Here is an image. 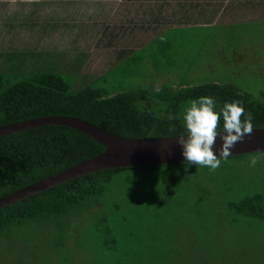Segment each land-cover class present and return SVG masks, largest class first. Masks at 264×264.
<instances>
[{"label": "rangeland", "instance_id": "374dc122", "mask_svg": "<svg viewBox=\"0 0 264 264\" xmlns=\"http://www.w3.org/2000/svg\"><path fill=\"white\" fill-rule=\"evenodd\" d=\"M125 2L128 11L138 7L143 11L137 9L133 18L138 19L154 0ZM161 2L160 7L166 9L178 7V1ZM180 2L186 4L188 21L184 25L162 29H167L163 37L103 74L105 66L93 65V57L110 63L115 56L129 54L121 50L126 41L96 51L82 46L83 39L90 44L97 40L102 46L108 39L105 34L111 26L101 19L112 18L106 1L86 0V5L77 7V12L85 7V14L75 12L74 18L86 23L88 30L82 31H91L84 38L81 31L69 37L66 31H56L57 13L63 10L57 7L63 3L57 0H0V72L68 67L79 71L74 88L103 74L94 85L110 92L153 90L157 82L160 87L175 88L183 82L233 83L255 96L264 92V20L256 22L253 31L224 29L231 21L263 19L264 0ZM195 4L198 12L193 13ZM243 6L248 8L242 11ZM161 14L157 19L161 17L165 24L179 15ZM212 23L223 25L216 29ZM82 58L89 63L81 66ZM253 157L258 158L255 167L249 163ZM170 169L177 174L171 184L161 182L158 169L115 175L93 214L66 223L64 236L54 234L55 227L46 230L43 222L37 227L38 234L28 226V237L16 236L15 244L1 245L0 264H264L263 218L238 213L229 205L256 192L264 198V151L228 157L215 171L186 164ZM100 216L106 220L108 232L96 224Z\"/></svg>", "mask_w": 264, "mask_h": 264}, {"label": "trees", "instance_id": "16d2710c", "mask_svg": "<svg viewBox=\"0 0 264 264\" xmlns=\"http://www.w3.org/2000/svg\"><path fill=\"white\" fill-rule=\"evenodd\" d=\"M173 1H178L177 5L186 10L181 0ZM196 7L197 4L192 6L191 12L196 11ZM246 8L243 6L241 9L244 11ZM263 20L239 19L226 23L224 29L253 31L254 24ZM218 25L223 24H214V27L218 29ZM66 75H70L69 78ZM76 77L75 73L59 69L45 72H0V126L36 117L66 115L89 121L114 135L166 137L184 134L180 114L188 106V101L209 96L216 102L217 112L225 102L240 101L245 112L252 113L254 128L264 127V92L255 96L240 90L233 83L189 85L183 82L177 88L162 85L159 93L143 88L110 92L105 87L94 85L98 78L85 86L74 88ZM169 114L177 119L169 120ZM222 124L221 118V130ZM104 149L90 135L61 124L40 125L2 135L0 197L96 156ZM241 155L244 154L229 157L237 158ZM180 164L185 163L118 167L89 172L6 205L0 208V248L3 243L4 246L15 244V237L25 236L30 225L34 227L35 234L40 233L37 227L41 222L46 230L48 226L55 227L54 234L64 236L66 223L88 217L100 208V196L115 175L126 171L133 175L142 168L158 169L161 182L171 184L177 174L170 168ZM232 203L229 205L236 212L264 220L263 194L256 192L245 195L238 202ZM97 221L96 224L108 232L106 220L100 216Z\"/></svg>", "mask_w": 264, "mask_h": 264}, {"label": "water", "instance_id": "95a60500", "mask_svg": "<svg viewBox=\"0 0 264 264\" xmlns=\"http://www.w3.org/2000/svg\"><path fill=\"white\" fill-rule=\"evenodd\" d=\"M46 124H61L80 130L100 142L105 149L96 156L1 196L0 208L89 172L118 167L185 163L182 148L176 142V137L182 134L166 137H124L114 135L89 121L74 116L49 115L13 122L0 126V136ZM221 143L218 135L213 147L218 157ZM257 151H264V127L254 128L250 136H245L242 143H237L230 150L231 155Z\"/></svg>", "mask_w": 264, "mask_h": 264}, {"label": "clouds", "instance_id": "9594fccd", "mask_svg": "<svg viewBox=\"0 0 264 264\" xmlns=\"http://www.w3.org/2000/svg\"><path fill=\"white\" fill-rule=\"evenodd\" d=\"M153 90L157 93L162 90L158 82ZM215 109L216 102L213 98L201 96L188 101V106L180 114L184 134L176 137V142L182 148L186 165L208 167L215 171L220 167L222 160L227 161L231 155L230 150L237 143H242L245 136L252 134V113H246L240 101L225 102L218 112ZM167 118L177 119L172 114ZM218 135L222 141L218 150L219 157L213 151ZM249 163L251 167H255L258 158L253 157Z\"/></svg>", "mask_w": 264, "mask_h": 264}, {"label": "crops", "instance_id": "0c3cea01", "mask_svg": "<svg viewBox=\"0 0 264 264\" xmlns=\"http://www.w3.org/2000/svg\"><path fill=\"white\" fill-rule=\"evenodd\" d=\"M66 1V3H65ZM89 2V0H87ZM107 2V7H109L108 12L109 15L112 16L111 20L106 21L108 19H102V22H105L106 25L111 26V30L107 31L105 36L108 37V39H104L103 41H105V44L102 46V44H99L97 42V40H95L92 44L89 43V40H82V46H88V50L87 51H96L98 49H100V47H105V45H110V44H116L117 41L119 42H124L126 41V44H123L121 46V50L122 51H127L129 52V54H127L126 56H115L113 59H115L114 61L110 62L109 61H105L103 59H101L100 57H93V65L96 66H105L104 69H102L103 74L106 73L108 70H111L114 68V65L120 61V60H126V57L129 55H134V53L143 48L146 44L151 43L152 41H154V39H156L159 36L164 35V32L167 29H172V28H177L180 27L182 25H184V23H186L187 21V13L185 8H180L178 5L176 10H171L170 7H168L167 9L164 7H160V3L162 4L161 0L156 1L154 0L153 4L147 8L148 10L145 13H142L140 15V17L138 19H134V15L138 9V12H143L140 11L139 7L134 10V11H128L126 9V6H123L126 2L125 0H104ZM166 2V0H164ZM58 3H63L62 6L57 5V7H61L62 12H58L57 13V20L55 21L56 23L54 24L56 31H66V37H69L70 35L75 34L78 31H81V35L86 38V35H89L91 33V31L89 32V34L87 32L88 29L85 28V24L83 23L80 19H76L74 18V14L77 9L78 6L81 5H86V0H82L80 3H77L75 0H62L60 2V0H57ZM140 2V0H136V2H130V3H136L138 4ZM179 3V2H177ZM184 3V2H183ZM159 5V7H158ZM167 4L165 3V6ZM64 6V7H63ZM184 6L186 7V4H184ZM83 11L81 12H77L78 15L81 14H85V7L82 8ZM170 10V11H169ZM162 14L164 12H167L168 14H179L178 17L176 19H172V23L171 20H168V23H164L161 20V17L159 19H157V16L159 13ZM195 13L198 11H194ZM193 12V13H194ZM161 14V15H162ZM104 20V21H103ZM189 23V22H187ZM214 24V23H212ZM53 28V27H52ZM167 28L165 31H161L162 29ZM84 30V31H82ZM112 31H124L122 34L119 33H115ZM135 31V32H134ZM131 32V33H129ZM124 33L125 35H127L126 38H124ZM136 33H139L138 35H136ZM76 35V34H75ZM119 36V37H118ZM167 43V41L163 40V44ZM169 44V43H168ZM100 45V46H99ZM73 46V45H72ZM109 51V50H108ZM102 52H107L106 50L102 51ZM113 52H115V50H113ZM128 56V57H129ZM123 57V58H122ZM84 61L81 63V66H84V63H89V61L85 60L84 58H82ZM62 72H66V73H75L77 74V77L79 76V71H72L70 68L66 67L63 70H60ZM93 73V72H91ZM101 75L98 76H94L92 77V80L95 79H99ZM76 77V79H77ZM92 80H90L89 82H91ZM88 82V83H89Z\"/></svg>", "mask_w": 264, "mask_h": 264}]
</instances>
